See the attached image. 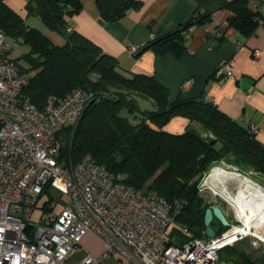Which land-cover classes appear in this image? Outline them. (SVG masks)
Listing matches in <instances>:
<instances>
[{
  "label": "trees",
  "instance_id": "obj_1",
  "mask_svg": "<svg viewBox=\"0 0 264 264\" xmlns=\"http://www.w3.org/2000/svg\"><path fill=\"white\" fill-rule=\"evenodd\" d=\"M95 1L104 20H117L141 6L139 0ZM262 6L264 0H225L228 27L245 37L252 35ZM81 8V0L27 1V14L38 16L47 27L65 35L64 43L56 44L0 0V30L8 42L26 46L12 56L19 69L29 74L24 93L42 108L49 97H61L77 87L91 92L92 100L76 126H65L59 133L60 156L73 163L89 156L106 170L122 173L127 184L143 193L155 192L171 206L184 201L174 217V222L188 230L181 244L193 237L208 238L204 213L213 204L198 189L204 175L220 161L239 171L264 175V145L249 125L232 119L203 96L170 101L168 90L153 75L123 74L114 55L78 31L66 30L68 18ZM211 20V12L196 9L188 21L151 39L143 49L179 57L186 50L192 26ZM138 98L149 100L152 108H141ZM124 106L130 117L120 115ZM176 116L198 123L204 134L191 126L180 133L165 130ZM218 224L216 235L227 228L220 221ZM218 254L230 264H264V254L250 247L247 237L221 248Z\"/></svg>",
  "mask_w": 264,
  "mask_h": 264
},
{
  "label": "built area",
  "instance_id": "obj_2",
  "mask_svg": "<svg viewBox=\"0 0 264 264\" xmlns=\"http://www.w3.org/2000/svg\"><path fill=\"white\" fill-rule=\"evenodd\" d=\"M263 18L264 7L258 22ZM227 26L224 21L215 34L222 36ZM14 47L0 30V264H61L81 249L89 229L103 237L105 248L99 256L86 253L78 264H100L108 256L144 264H216L221 248L252 236L234 231L243 224L237 218L214 238L173 244L169 229L184 201L171 206L155 192L143 193L127 184L122 173L106 170L89 156L74 163L62 158L59 133L76 126L93 94L77 87L49 97L38 108L23 91L29 74L13 60ZM129 50L137 54L141 47L130 45ZM216 74L232 75L231 61ZM190 83L184 81L183 88ZM249 126L256 132L255 124ZM217 166L238 172L224 161L212 168ZM206 180L198 185L200 193L208 189ZM44 191L49 196L33 221ZM61 195L66 200L61 201ZM180 230L188 234L185 226Z\"/></svg>",
  "mask_w": 264,
  "mask_h": 264
},
{
  "label": "crops",
  "instance_id": "obj_3",
  "mask_svg": "<svg viewBox=\"0 0 264 264\" xmlns=\"http://www.w3.org/2000/svg\"><path fill=\"white\" fill-rule=\"evenodd\" d=\"M27 1L5 0L24 20L31 15L27 14ZM139 1V8L130 9L117 20H104L99 15L95 0H81V10L68 18L67 26L114 55L123 74L153 75L168 90L170 101L203 96L232 119L244 125L255 124L256 139L264 145V18L248 37L228 26L220 37L215 34V29L229 15V11L223 7L225 0ZM196 9L211 12L212 20L205 25L192 26L186 40V50L181 56L170 52L159 55L151 49H143L151 39L188 21ZM36 18L33 22H41L38 16ZM42 31L54 43L62 44V39L54 32ZM130 45L140 46L141 51L132 54ZM226 61H231L233 74L222 78L216 71ZM186 80H191V83L183 88ZM137 100L141 108H152L149 100ZM187 126L201 129L198 123L189 122L181 116L173 117L164 129L180 133ZM104 248L103 237L89 229L81 240V249L61 264H78L86 253L99 256ZM100 264L144 263L139 259L119 260L115 256H108ZM216 264L230 262L222 258Z\"/></svg>",
  "mask_w": 264,
  "mask_h": 264
},
{
  "label": "bare ground",
  "instance_id": "obj_4",
  "mask_svg": "<svg viewBox=\"0 0 264 264\" xmlns=\"http://www.w3.org/2000/svg\"><path fill=\"white\" fill-rule=\"evenodd\" d=\"M226 177L240 184L237 195L228 188ZM206 184H210L215 194L230 203L237 218L242 221V225L233 227L234 231L259 236L258 238L264 240V188L261 185L237 171H229L219 166L210 170Z\"/></svg>",
  "mask_w": 264,
  "mask_h": 264
},
{
  "label": "rangeland",
  "instance_id": "obj_5",
  "mask_svg": "<svg viewBox=\"0 0 264 264\" xmlns=\"http://www.w3.org/2000/svg\"><path fill=\"white\" fill-rule=\"evenodd\" d=\"M36 17H37L36 15H32V14L29 15L27 17V19H25V23L26 24H30V25H32L34 27H37L40 30H44V31H46L48 33H50V32L53 33L54 32L58 37H60L62 39L61 43H64L65 35L60 30L49 28L42 21L39 22V20H38V22H36L37 20H35V22H33V19H38ZM24 50H26V46L25 45L16 46V47L12 48L11 55L13 57L17 56L21 51H24ZM30 73H32V71H30ZM120 115L126 116V117H130L131 114L128 111V109L124 106L120 110ZM59 140H60V135H59ZM60 143H61V141H60ZM227 169H231V168H227ZM209 172H210V170L204 175V177L201 180V182L204 181L205 178H207ZM238 172H241V173L245 174L243 176L250 177L254 182H256V183L258 182V184L261 185L264 188V175L259 174V173L254 172V171H239L238 170ZM226 181H227L228 188L235 195H237L238 194V187H240V184L237 183L235 180L228 179L227 177H226ZM206 185L208 186V189H205L201 193V195L203 196L204 200L207 201L208 203L213 204V205H215V204L219 205L223 209V211H224L227 219L229 220V222H235L236 219H237V216H236L237 214L235 213L234 208L230 205V203L224 197L215 194L214 193V189L211 187L210 184L209 185L206 184ZM50 191L52 192V190H50ZM48 196H49L48 193L46 191H44L42 196L39 198L38 203H37V207L35 208V210L32 213L31 219L33 221H36L38 219L39 214H40V207L43 204V202L45 201V199L48 198ZM58 198L61 201L62 200H66V196L65 195H61ZM213 226L217 230L220 229L219 224H218V220L216 218L213 221ZM169 234H170L171 239L175 243H178V244H181L185 240V237H186V234L183 233L180 230V224L178 222H174V224L170 227ZM256 236H258V235H256ZM258 237H254V236L247 237L248 243H249L250 247H252L253 249H259L260 254H264V240H261ZM231 246H233V245H231ZM226 251L229 252V250H226ZM224 253H225V251H224Z\"/></svg>",
  "mask_w": 264,
  "mask_h": 264
},
{
  "label": "water",
  "instance_id": "obj_6",
  "mask_svg": "<svg viewBox=\"0 0 264 264\" xmlns=\"http://www.w3.org/2000/svg\"><path fill=\"white\" fill-rule=\"evenodd\" d=\"M216 218L223 226L228 227L230 225L223 209L219 205H211L205 209L204 213V233L209 238H214L216 236V230L213 227L212 221Z\"/></svg>",
  "mask_w": 264,
  "mask_h": 264
}]
</instances>
